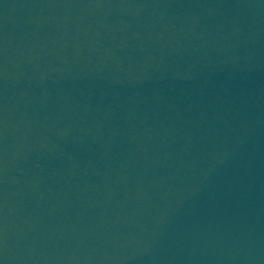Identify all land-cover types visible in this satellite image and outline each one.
Segmentation results:
<instances>
[{
	"label": "water",
	"instance_id": "obj_1",
	"mask_svg": "<svg viewBox=\"0 0 264 264\" xmlns=\"http://www.w3.org/2000/svg\"><path fill=\"white\" fill-rule=\"evenodd\" d=\"M0 264H264V0H0Z\"/></svg>",
	"mask_w": 264,
	"mask_h": 264
}]
</instances>
